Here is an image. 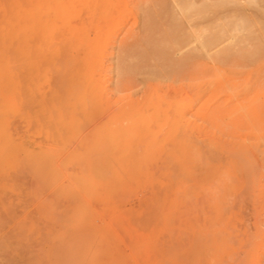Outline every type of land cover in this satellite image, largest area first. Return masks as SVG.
I'll return each mask as SVG.
<instances>
[{"label": "rangeland", "instance_id": "rangeland-1", "mask_svg": "<svg viewBox=\"0 0 264 264\" xmlns=\"http://www.w3.org/2000/svg\"><path fill=\"white\" fill-rule=\"evenodd\" d=\"M85 1L29 35L0 264H264V0ZM223 12L243 28L216 39Z\"/></svg>", "mask_w": 264, "mask_h": 264}, {"label": "bare ground", "instance_id": "bare-ground-1", "mask_svg": "<svg viewBox=\"0 0 264 264\" xmlns=\"http://www.w3.org/2000/svg\"><path fill=\"white\" fill-rule=\"evenodd\" d=\"M35 1V0H34ZM79 1L80 0H39L36 2H31L30 0H0V132H4L8 126L10 125V119L11 118H24V119H29L31 118V114H32V106H31V101L29 99V97L27 96V94H25V91L23 89V77H22V73H21V66L23 67V63L28 62L30 55L36 50L35 45L32 44V42H29V35L35 33V29H37L36 27V22H40L41 23V15L46 11V10H50V9H54L55 7H60L61 8V17L66 19L69 18V16L73 15L75 12V10H73V5L74 2ZM84 1V0H83ZM96 1V0H95ZM180 1V0H179ZM197 1V0H196ZM89 2L88 0L85 1V3ZM160 2V1H159ZM187 2H189L188 0L186 2H182L183 8H180V11L182 10H187L191 9L192 6L194 5V0H191V2H189L187 4ZM202 2V0H201ZM199 1V3H201ZM229 2V1H228ZM235 2V1H234ZM232 2V3H234ZM83 2V5L85 4ZM97 3V2H96ZM96 3L93 4L96 6ZM186 3L187 5L185 6ZM198 3V2H197ZM79 4V3H77ZM82 4V2H81ZM174 4L175 1H174ZM86 5H89L88 3ZM92 4L90 6H93ZM153 5V4H152ZM151 5V6H152ZM163 5V4H162ZM177 5V4H176ZM222 5V4H221ZM85 6V5H84ZM83 6V7H84ZM94 6V7H95ZM142 6V5H141ZM202 6V5H201ZM205 6V5H204ZM202 7L206 8V7ZM230 6V5H229ZM232 6V5H231ZM178 7V6H177ZM175 6V8L177 9L176 11H178V8ZM198 7V6H197ZM197 7L192 8L191 10L194 11L197 10L199 11L200 8L197 9ZM209 7V6H208ZM207 7V8H208ZM226 7V6H225ZM210 8H212L210 6ZM82 9V8H81ZM80 9V10H81ZM174 9V7H173ZM171 9V15L174 14L175 15V19H172L174 22L176 21V17L177 15L174 12V10ZM83 10V9H82ZM89 10V9H88ZM78 11V10H77ZM76 11V12H77ZM201 11V10H200ZM232 11V10H231ZM56 12V11H55ZM85 12V11H84ZM179 12V11H178ZM202 12V11H201ZM239 12V11H238ZM94 13V12H93ZM165 13V12H164ZM234 13V11H233ZM180 14V12H179ZM183 14V13H182ZM193 14V13H192ZM191 16H186L188 19L194 20L193 16L194 14ZM226 14V13H225ZM224 14V12L219 15V16H223L224 18H222L224 20L221 19L222 23H219L218 21L220 20L217 16V19H213L211 22L214 23V26L212 27L213 31H214V38H216V36L218 34H220L221 36L225 32H231L234 31V33L236 32L235 30H240L243 28V25H238V23L234 22L232 20V16L230 15V13H228L230 16L229 20L228 17ZM237 12H235L234 15H236ZM225 15V16H224ZM243 15V14H242ZM70 16V17H71ZM94 16V15H93ZM185 16V14H184ZM201 16V15H200ZM204 16V15H202ZM201 16V17H202ZM238 16V15H236ZM196 17V15H195ZM235 17V16H234ZM54 18V17H53ZM153 18V17H152ZM171 18H173L171 16ZM183 18V17H182ZM184 17V19H187ZM199 18V17H196ZM195 18V19H196ZM227 18V19H226ZM63 19V21H64ZM183 19V20H184ZM235 19L237 20V17H235ZM161 20V19H160ZM179 19L177 18V25L181 24V22L178 21ZM198 20V19H197ZM197 20H195V22H197ZM240 20V19H239ZM238 20V21H239ZM62 21V22H63ZM171 21V20H170ZM185 21V20H184ZM190 20H187L186 23H189ZM58 22V21H57ZM240 22H243V20H240ZM191 25L189 27V29H193L194 26H196L197 24L191 22ZM193 23V24H192ZM41 28L39 26V28L41 29L42 33H46L49 30L50 25L47 23H43L40 24ZM188 25V24H187ZM200 26V25H199ZM168 27V26H167ZM181 27V25H180ZM179 27V28H180ZM176 28V27H174ZM179 28L177 27V30L179 31ZM201 29V28H200ZM200 29L198 31H200ZM203 28V31L204 32ZM208 29V28H207ZM205 31H208V30ZM211 29V28H209ZM161 30V29H160ZM159 30V31H160ZM182 30V29H181ZM194 30V29H193ZM202 30V29H201ZM211 30V32H213ZM166 31V29H165ZM184 31V29H183ZM210 31V30H209ZM242 31V30H241ZM163 32V31H162ZM186 32V31H184ZM192 32V31H191ZM195 32V30H194ZM211 32H206L207 34L211 33ZM193 33V32H192ZM198 34V32H196ZM200 33V32H199ZM182 35H184V33H181ZM180 34V36H182ZM195 34V33H194ZM212 34V33H211ZM233 34V33H232ZM193 35V34H192ZM191 35V36H192ZM206 35V34H205ZM219 35V37H220ZM231 34H229L230 36ZM54 36V35H52ZM190 36V35H188ZM196 36V35H193ZM203 36V35H202ZM211 36V37H210ZM210 39L209 41L212 39V35H210ZM233 36V35H232ZM230 36V37H232ZM242 36V35H241ZM61 37V36H60ZM168 37V36H167ZM218 37V36H217ZM218 37V38H219ZM234 37V36H233ZM238 38V36H236ZM52 38V37H51ZM177 38H179L177 36ZM183 41V37H181ZM213 38V39H214ZM222 39V37H220ZM229 38V37H227ZM226 38V39H227ZM236 38V39H237ZM240 38V37H239ZM238 38V39H239ZM242 38V37H241ZM31 39V38H30ZM185 39V38H184ZM199 39V38H198ZM207 39V38H206ZM204 39V40H206ZM217 39V38H216ZM237 39V41L239 42V40ZM243 39V38H242ZM33 40V39H32ZM169 40V39H168ZM204 40H202L204 42ZM230 40V39H228ZM174 41V40H173ZM193 41V40H191ZM190 41V42H191ZM197 40H195L194 42H196ZM209 41H207L206 43H208ZM163 42V41H162ZM201 42V40H200ZM199 42V43H200ZM221 42V40H220ZM241 44H243L240 39ZM186 42H182L180 43L181 46L185 45ZM202 43V42H201ZM189 44V43H188ZM190 44H193V42H191ZM189 44V45H190ZM238 44V43H237ZM237 44L235 46H237ZM36 45H39L38 43ZM157 45H159L157 43ZM171 45V43H170ZM187 45V44H186ZM188 45V46H189ZM198 45V44H197ZM200 45V44H199ZM198 45V47H199ZM210 48L211 46H216L217 42L216 41H212V43L209 44ZM221 45V44H220ZM239 45V44H238ZM195 46V44H194ZM202 46H205V44L203 43ZM219 46V45H218ZM39 47V46H38ZM43 47V46H42ZM243 47V46H242ZM41 48V47H40ZM182 48V47H181ZM186 48V47H185ZM184 48V49H185ZM205 48V47H203ZM43 49V48H42ZM174 49V48H173ZM206 50H210L207 48H205ZM205 49H200V50H205ZM223 49V48H222ZM68 49H66L67 51ZM197 50V48H196ZM219 49H217L216 51H218ZM221 50V49H220ZM156 52V51H153ZM166 53V52H165ZM154 54V53H153ZM154 56V55H153ZM157 56V55H156ZM165 56V55H164ZM207 56V55H206ZM71 62V61H68ZM65 64V63H64ZM63 65H61L62 67ZM123 68V67H121ZM60 69V67H59ZM68 70V69H67ZM66 70V71H67ZM25 71V70H24ZM28 71V70H27ZM71 73V71H69V74ZM74 73V72H73ZM117 73H119L117 71ZM116 73V74H117ZM77 74V73H75ZM65 75V74H64ZM73 75V74H72ZM124 75V74H123ZM122 75V76H123ZM68 76V75H67ZM73 77V76H72ZM68 78V77H67ZM78 78V77H75ZM61 79V78H60ZM64 79V78H63ZM73 80V79H72ZM77 80V79H76ZM71 81V79H70ZM89 81V80H87ZM63 82V81H61ZM72 82V81H71ZM75 82V81H74ZM77 82V81H76ZM80 81H78V83L75 84H79ZM117 82V81H116ZM116 82L114 84H116ZM25 83V82H23ZM60 83V82H59ZM87 83V82H85ZM84 83V84H85ZM26 85V84H25ZM74 84H71V86ZM83 84H81L82 86ZM88 85V84H86ZM85 85V86H86ZM61 86V84L59 85ZM59 86L57 88H59ZM115 86V85H114ZM73 87V86H72ZM90 87V86H89ZM56 88V89H57ZM61 90L64 88V86L60 87ZM82 88V87H81ZM88 88V87H87ZM66 89V88H65ZM71 89V87H70ZM116 89V88H115ZM54 90V89H53ZM79 91V90H78ZM86 90H84L83 92H85ZM60 92V91H59ZM63 93V91H61ZM66 92V91H65ZM64 92V93H65ZM34 93V92H33ZM58 93V92H57ZM63 93V95H64ZM74 94V93H73ZM49 95V94H48ZM62 95V94H61ZM62 95V96H63ZM86 95H89L86 93ZM53 96V94H52ZM56 96V95H55ZM69 96V95H68ZM35 97V95H34ZM54 97V96H53ZM70 97V96H69ZM71 98V97H70ZM77 98V97H76ZM75 98V99H76ZM64 99V98H62ZM71 100V99H70ZM33 101V100H32ZM35 102V101H34ZM33 104V103H32ZM52 109V108H51ZM43 112H45L46 114H50V108H43L42 109ZM54 115V114H52ZM39 118V117H38ZM41 118V117H40ZM41 121V120H40ZM43 125L44 123L41 122ZM43 127V126H42ZM4 137V136H3ZM15 141V140H14ZM240 148V147H239ZM241 150V149H240ZM233 154V152H232ZM239 156V155H238ZM241 156V155H240ZM264 160V159H263Z\"/></svg>", "mask_w": 264, "mask_h": 264}]
</instances>
